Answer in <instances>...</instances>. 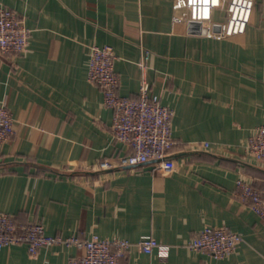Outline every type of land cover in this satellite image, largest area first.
<instances>
[{
	"label": "crops",
	"instance_id": "0c3cea01",
	"mask_svg": "<svg viewBox=\"0 0 264 264\" xmlns=\"http://www.w3.org/2000/svg\"><path fill=\"white\" fill-rule=\"evenodd\" d=\"M173 0H0L30 29L24 54L0 55V105L14 132L0 145V212L40 221L48 235L97 233L170 245L129 248L123 264H264V220L236 194V179L264 187V164L246 151L264 123V0L244 30L204 36L172 22ZM214 21H223L219 10ZM112 46L118 92L138 98L145 49L151 93L173 110L170 176L150 164L103 168L124 153L109 125L112 110L87 79L90 45ZM206 225L241 234L223 258L182 246ZM81 250L51 244L30 255L23 243L0 250V264H67Z\"/></svg>",
	"mask_w": 264,
	"mask_h": 264
},
{
	"label": "built area",
	"instance_id": "2783aa9c",
	"mask_svg": "<svg viewBox=\"0 0 264 264\" xmlns=\"http://www.w3.org/2000/svg\"><path fill=\"white\" fill-rule=\"evenodd\" d=\"M255 0H173L172 22L185 23L192 31L207 37L226 38L244 32ZM219 10L223 21H214L213 13ZM30 29L19 14L0 6V55L24 54L28 48ZM150 54L144 50L138 62L141 67L138 98H127L118 92L119 76L114 68L115 54L112 46L90 45L87 79L99 86L102 103L112 110L109 125L111 135L120 142L122 154L102 158L103 168L136 169L150 164L164 176L177 169L169 157L175 140L171 134L173 110L162 104L157 94L151 93L145 77L146 60ZM14 132L13 116L4 104L0 105V145ZM246 151L264 164V123L257 125L248 137ZM236 194L246 200L250 208L264 220V187H256L242 178L236 179ZM241 234L225 226L206 225L182 246L202 251L213 258H223L233 253L242 242ZM23 243L30 255L40 247L51 244L74 245L81 253L68 258L67 264H123L120 259L129 248L136 246L150 254L157 250L159 259L166 260L170 245L151 236H142L135 242L125 238H105L92 233L88 238L48 235L40 221L16 222L13 217L0 212V250L8 245Z\"/></svg>",
	"mask_w": 264,
	"mask_h": 264
},
{
	"label": "water",
	"instance_id": "95a60500",
	"mask_svg": "<svg viewBox=\"0 0 264 264\" xmlns=\"http://www.w3.org/2000/svg\"><path fill=\"white\" fill-rule=\"evenodd\" d=\"M4 166H5V165H0V168H2V167L4 168Z\"/></svg>",
	"mask_w": 264,
	"mask_h": 264
}]
</instances>
